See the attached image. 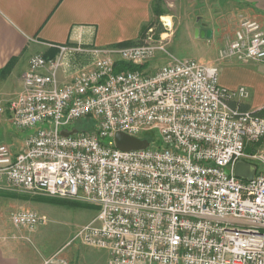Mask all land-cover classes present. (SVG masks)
Masks as SVG:
<instances>
[{
    "label": "built area",
    "instance_id": "1",
    "mask_svg": "<svg viewBox=\"0 0 264 264\" xmlns=\"http://www.w3.org/2000/svg\"><path fill=\"white\" fill-rule=\"evenodd\" d=\"M166 44L77 43L33 56L9 111L18 130L43 128L21 152L0 144V190L97 206L72 242L108 252V264H264V115L242 109L250 90L223 87L218 65L173 58L153 74L117 71L149 64ZM230 60L264 63L259 22L240 23L219 52ZM83 120L96 128L80 131ZM119 133L156 138L125 152ZM240 161L257 167L252 181L235 176ZM10 219L29 232L48 221L32 210Z\"/></svg>",
    "mask_w": 264,
    "mask_h": 264
},
{
    "label": "crops",
    "instance_id": "2",
    "mask_svg": "<svg viewBox=\"0 0 264 264\" xmlns=\"http://www.w3.org/2000/svg\"><path fill=\"white\" fill-rule=\"evenodd\" d=\"M160 1L0 0V101H4L3 93H7L5 89L14 81L16 90L22 91V78L33 56L57 55L53 46L138 44L143 34L152 29L153 20L163 16ZM210 1H218L219 5L223 0H188L191 5L202 4V11L206 12L205 23L196 29L197 37L219 42L217 54L207 65L219 66L223 87L236 90L244 86L250 90L251 98L242 104V109L261 111L264 115V63L218 61L219 52L235 39L243 20L257 21L264 30V0H228L230 8L226 13L217 6L208 12L206 3ZM3 104L11 122L9 102ZM17 207L24 210L25 206ZM10 218L0 210V264H89L84 257L64 250L66 246L42 253L31 237L40 227L34 232L18 230ZM107 255L108 264V252Z\"/></svg>",
    "mask_w": 264,
    "mask_h": 264
},
{
    "label": "rangeland",
    "instance_id": "3",
    "mask_svg": "<svg viewBox=\"0 0 264 264\" xmlns=\"http://www.w3.org/2000/svg\"><path fill=\"white\" fill-rule=\"evenodd\" d=\"M228 4V0L219 2V5L218 1H210L206 3V8L210 12L217 6L226 13L230 8ZM160 9L163 16L153 20L150 26L152 31L147 30L139 41L142 42L149 38L158 42L164 40L167 43V53L158 52L156 57L147 64L143 73L153 74L162 66L169 64L173 58L194 60L202 65L209 64L219 50V42L216 39H202L196 35V29H200L206 19L202 4L191 5L188 0H161ZM163 21L171 23L172 29L169 31V37L165 36L167 31ZM15 83L16 81L11 83V87L5 89L7 93H3L2 103L9 102L19 94L20 90H16ZM76 127L80 131H90L96 128V123L92 120H83ZM40 128L43 127L39 126L34 131H20L9 121L8 115L4 112L0 114V144L11 147L15 152H21L29 135ZM257 149L261 152L264 149V143L260 144ZM34 203H37L38 207H35ZM18 204L24 205V210L36 211L48 220L34 234H31L42 253L59 250L66 246L64 250L72 251L78 257H84L89 264H107V252L87 247L79 241L71 242L78 231L97 216V206L87 202L1 190L0 210L4 215L10 217L12 213L18 211Z\"/></svg>",
    "mask_w": 264,
    "mask_h": 264
},
{
    "label": "water",
    "instance_id": "4",
    "mask_svg": "<svg viewBox=\"0 0 264 264\" xmlns=\"http://www.w3.org/2000/svg\"><path fill=\"white\" fill-rule=\"evenodd\" d=\"M207 36L209 37L211 36L210 32L207 34ZM74 133L75 132H71V133L63 132L62 134L64 136H69ZM115 143L118 149L125 152L143 150L148 148V146L150 145V141L148 139H138L122 133L116 135ZM256 172H257L256 166L240 161L237 163L234 173L235 176L238 178H241L246 181H252L256 176Z\"/></svg>",
    "mask_w": 264,
    "mask_h": 264
},
{
    "label": "trees",
    "instance_id": "5",
    "mask_svg": "<svg viewBox=\"0 0 264 264\" xmlns=\"http://www.w3.org/2000/svg\"><path fill=\"white\" fill-rule=\"evenodd\" d=\"M129 45H130V43H127V44H123L122 46L127 47ZM9 66H11V64ZM146 68H147V65H144V66L122 65L119 68H117V71L120 72L122 70H132V71L144 72L146 70ZM8 69H9V67H8ZM155 138H156L155 133H150L145 137V139H148L150 141L154 140ZM247 151L251 152V150H247Z\"/></svg>",
    "mask_w": 264,
    "mask_h": 264
},
{
    "label": "bare ground",
    "instance_id": "6",
    "mask_svg": "<svg viewBox=\"0 0 264 264\" xmlns=\"http://www.w3.org/2000/svg\"><path fill=\"white\" fill-rule=\"evenodd\" d=\"M165 20V19H164Z\"/></svg>",
    "mask_w": 264,
    "mask_h": 264
}]
</instances>
